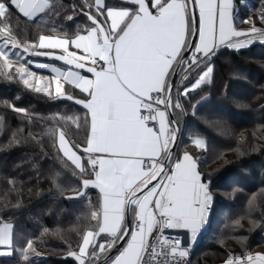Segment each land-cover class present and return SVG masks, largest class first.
<instances>
[{
    "label": "snow or ice",
    "instance_id": "obj_1",
    "mask_svg": "<svg viewBox=\"0 0 264 264\" xmlns=\"http://www.w3.org/2000/svg\"><path fill=\"white\" fill-rule=\"evenodd\" d=\"M126 2L135 5V9L108 7L105 0H94V5L89 7H95L96 14L85 13L91 22L86 34L77 31L71 40L66 33L63 34L65 38L40 35L38 44H25L19 50L21 45L13 38L8 23L10 7L27 21H33L51 9L55 0H0V21L4 22L0 26V60L3 61L0 76L10 81L18 77L28 90L49 99L54 85L57 98L74 100L87 110L85 123L90 117L87 146L82 148L87 167L63 129L50 128L45 133H58L59 151L78 170L74 171L75 176L94 177L83 179L82 189L72 198L83 197L89 188L98 189L100 193L99 210L91 211L97 229L87 231L79 252L69 255L78 264H86L85 257L107 255L123 242L122 250L111 264H186L191 248L207 223L214 198L210 185L202 182L198 171L200 160L187 152L175 162L172 160L171 146L177 132L167 118V111L183 107L179 99L173 104L172 77L183 72L182 79L188 81L190 72L198 71V78L190 86L178 90L179 96L187 98L190 93L211 83L214 69L205 62L218 48L240 50L254 40L264 43V29L257 28L253 22L250 31H237L233 26L234 0ZM190 8L192 14L198 9V28L194 19L189 23ZM67 18L72 20L73 16ZM259 19L264 22V11ZM241 22L248 23L247 20ZM51 31L59 33L60 29L53 27ZM197 34L198 40L189 39L190 35ZM9 45L13 51L6 52ZM69 47L81 50L84 55L69 51ZM37 48L60 49L64 54L52 55L37 51ZM13 55L18 62L23 61L15 76L4 71L11 67ZM28 56H47L71 67L65 71L37 63L35 68L48 69L55 74L53 77L38 76L26 66L32 63L27 60ZM87 63L92 66L87 67ZM75 69H84L93 78H87ZM61 79L89 99L79 100L68 95ZM8 106L13 112L31 115L26 109ZM58 118L79 127V117ZM150 121L158 123V129L155 124L150 126ZM3 123L0 118V131ZM29 137L35 139L31 133ZM19 142L17 133H13L10 143ZM191 143L198 149H207L203 138L193 137ZM153 181L157 183L153 184ZM126 214L133 217L130 226L125 223ZM235 224L239 226L240 221ZM165 229L185 232L187 243L179 236L165 235ZM154 232L158 234L153 237ZM12 233V224H0V246L10 249ZM102 234L106 239L100 243L97 238ZM29 250L35 251L31 239L23 249L25 261ZM11 254L10 250L0 251V256ZM105 264H108L107 259ZM225 264H264V254L245 253L241 257L229 253Z\"/></svg>",
    "mask_w": 264,
    "mask_h": 264
},
{
    "label": "trees",
    "instance_id": "obj_2",
    "mask_svg": "<svg viewBox=\"0 0 264 264\" xmlns=\"http://www.w3.org/2000/svg\"><path fill=\"white\" fill-rule=\"evenodd\" d=\"M122 1L105 0L108 7L126 5ZM248 3L250 4L248 5ZM251 4L255 8V2L252 0H234V24L236 28L243 24L241 21L250 17L246 16V12L250 10ZM89 5H94V0H55L51 9L46 10L33 21H27L17 10L10 7L11 19L8 23L12 28V36L19 43L35 44L40 35L50 34L57 38H65L63 34L66 33L67 38L71 39L75 37L77 31L84 34L86 28L91 27V22L88 21L85 13L96 14L94 7L90 8ZM69 15L73 16L72 20L67 18ZM191 22L190 20V24ZM1 23L4 24V22L0 21V25L3 26ZM17 25L19 26L17 27ZM53 27L60 29V32H52L51 28ZM192 37L190 35L189 39ZM258 50H261L264 56V44L257 43L239 51L224 48L218 50L213 57L205 62V65H211L214 69L211 83H206L200 89L190 93L187 98L181 96L186 106L189 104L190 112L192 111L194 117L202 114L209 106H214L216 102L227 105L228 99L237 95H234V92L233 96L231 95L232 81L228 76L226 66L229 62L234 66H241V60L244 57L255 55ZM224 54L229 57L227 58L228 63L223 59L225 58L223 57ZM4 71L14 76L16 74L15 68L4 69ZM198 74V71L190 72L189 80H183V85L193 83L198 78ZM243 86L246 87V85ZM64 91L75 99L82 98L78 91L67 84H64ZM222 93L226 97L225 99L221 97ZM242 93L246 94L247 98L245 101H241L251 102L252 111L264 106V98L258 99L260 95L257 97L254 93L251 100L247 93ZM173 104H175L174 97ZM194 104L196 105L195 109L193 108ZM8 105L26 109V112L31 115L13 112ZM212 110L211 114H216V107ZM230 113L236 118L234 122L230 120L233 133L235 128L242 132L251 130L249 129L250 126L247 127L248 123L254 119L257 113L253 115L247 113L246 118L248 120L245 122L240 119L244 113L233 110ZM58 116L79 117V127L59 119ZM86 116L85 109L76 104L74 100L57 98L56 96L49 99L43 94L28 90L22 82H19L18 77L10 81L0 76V118L4 121L3 129L0 131V194L8 195L11 202L9 205L0 207V224L8 222L13 225L12 254L0 257V264H77L74 257L69 253H77L83 235L87 231L97 229V222L91 219V211L99 210V194L95 189L89 188L83 197L72 198L77 195V190L82 189L83 179H93L94 177L91 175L75 176L73 173L78 170H75L71 162L59 151L58 133L54 132L52 135H45V133L50 128L63 129L66 137L78 154L82 156L87 167V157L82 152L88 135V123H85ZM178 116L180 117L179 112ZM256 120L258 119L253 120L254 126H258ZM191 126L195 130H191L189 128ZM13 133H17L19 143H10ZM29 133L35 139L30 138ZM196 134L203 135L206 140L207 149H203L201 159H197L201 161L198 170L203 181L210 185V192L214 199L207 227L201 234L200 240L193 247L189 264H221L227 259L229 250L221 244L206 243L211 238H207L209 232L215 234L216 229H213V226L220 223L217 221L220 218V210H222V218V214L227 217V213H229L231 216V212L235 209V206H232L230 202L227 203L221 194L235 190L231 193V197L237 199V196H240L242 199L240 202L246 204L249 200H253L257 190L264 189V177H260L259 173L252 172L254 174H251L255 176L257 183L253 184L242 177V171L235 167L221 168L218 172V178H216V174L211 175L206 169L211 168L214 161L222 153L234 149L236 143L233 142L230 147L216 144L212 135L194 125L193 119L192 121L188 120V125L185 123L179 148L191 145L190 136ZM188 150L196 156L197 148L195 146L193 150L190 148ZM248 151L245 150V153ZM242 166L248 167L246 164H242ZM252 169L250 168V171ZM90 171L91 169H89ZM54 178L56 183H54ZM261 197L264 206V194ZM251 214L252 218H258L259 221L262 220V223L257 232L251 234L247 240V248L264 245V238L262 237L264 208L257 211L251 209ZM239 219L230 221L226 225L231 236L238 235L237 229L239 227L235 221ZM240 225H244L243 221L240 222ZM30 239L35 251L29 250L28 254L39 253L41 255L28 258L25 261L22 252ZM105 239L106 237L100 236L98 242H104ZM91 251L92 249L89 250V252ZM199 251L200 255L203 252L205 254L199 255V257ZM196 256L198 259L194 260ZM102 258V256L97 259L88 257L86 264H98Z\"/></svg>",
    "mask_w": 264,
    "mask_h": 264
},
{
    "label": "rangeland",
    "instance_id": "obj_3",
    "mask_svg": "<svg viewBox=\"0 0 264 264\" xmlns=\"http://www.w3.org/2000/svg\"><path fill=\"white\" fill-rule=\"evenodd\" d=\"M252 1L255 2V8L251 4L250 10L246 12V16H250L248 17V19H246L248 23H243L238 27V30L242 32L250 31L253 22L257 28L264 29V22H261V20L259 19L261 11H264V2H262V0H252ZM250 3H248V5ZM1 24L3 25V23ZM0 43H2V38H0ZM19 44L21 45V49L19 50H22L25 44L32 45L34 43H23V44L19 43ZM5 51L11 52L13 50L9 45L7 48H5ZM223 57H225L223 59L228 63L227 58L229 57L225 54ZM11 59L13 60V63L10 68L17 69L19 68L20 63L23 62V61L18 62L17 58L14 55L11 57ZM0 66H3L2 60H0ZM226 67L228 71V76L232 81L231 95L233 96V92L235 93L234 95L237 94L236 96H233L230 99H228L227 105H221L218 102H216L214 106H209L208 108H206V110H204V112H202V114L194 117L195 115H192V111L190 112L189 104L186 106L182 97L178 95V90H183L184 87L190 86L191 84L189 83V85H183L182 76L184 73L181 72L178 77L180 81L179 83L176 84L173 90V97L175 102L177 99H179L183 107L182 109H176V110L172 108L171 110L172 115L174 120L176 121V124L181 129L182 133H184L185 123L188 125V120L192 121L194 119V125L197 126L200 130L205 131L209 135H212L215 138L216 144L222 145L224 147H230L233 142L236 143V147L234 149H232L230 152L222 153L214 161L213 164L215 166L212 164L213 166L211 168L208 167V169H206L208 173H210L211 175L216 174L215 176L216 178H218L219 177L218 172H220L221 168L223 169L226 167L228 168L235 167L242 171L243 176L242 175L241 176L244 177L245 179H248V182L257 184L255 176L252 175L254 173L252 172L259 173L260 177H264V118H263L264 106L259 107L258 110L252 111L253 106L251 105V102L248 103V102H243L241 100L245 101L247 98V95L243 94L242 92L247 93L251 97V100L253 98L254 93L256 94V96L260 95L259 97L257 96L258 99L262 100L264 98V94H263L264 93V56L261 50H258V52L255 55L253 54L244 57V59L241 60V66H234L231 62H229V64H227ZM10 68H5V69L9 70ZM243 85H246V87H244ZM52 92H53L52 96H55L54 89H52ZM221 97L222 98L224 97L223 93ZM225 98L226 97H224V99ZM212 107L213 108L216 107L217 109V111H215L216 114H211L213 111ZM232 110L236 112L244 113L245 115L243 114L240 117V119L244 122L248 120L246 118L247 113H251V115L257 113L254 116V119H258L256 120L257 121L256 125L258 126H254L253 125L254 119L253 120L251 119L247 126V127L250 126L249 128L251 129L250 131L242 132L239 129L235 128L233 133L232 131L233 127H230V120L234 122L236 118H234L233 115L230 113ZM177 111L179 112L180 116L182 115V117L178 116ZM191 127H189L191 130H195L193 126ZM182 136L183 135H181V139ZM190 137L191 140L193 137H200L205 140V137L200 134L191 135ZM180 143L181 142H179V144ZM179 144L177 145L176 150ZM187 147L192 150L194 149L193 144L188 145ZM245 150L246 151L249 150L248 153H245ZM202 152H203V148L200 149L197 148V153L195 156L196 159L199 158L201 159ZM242 164H246L248 165V167H243ZM250 168H253L252 171H250ZM232 192H235V190H233ZM232 192H228V193L223 192L221 195L223 196V199L227 201V203L230 202L232 206H235V209L231 212L232 213L231 216L229 213H227V217L224 214H222V218H221L222 210H220V218L217 220L218 222L220 221V223L219 225L213 226V229H216L215 234L209 232L207 238L209 237L211 238L210 240L206 241V243L209 244L212 242V243L224 245V247H226L229 250V253L236 256L243 255L244 253H249L252 256H255L257 254H264V245L253 246V247L251 246L249 248H247L246 246L247 240L250 238L251 234L257 232L258 227L262 223V220L259 221L258 218H252L251 209L257 211L264 208L261 197L262 194H264V189L261 188L257 190V192L253 197V200L252 199L249 200L246 204L240 202V200H242L240 196H237V199L231 197ZM10 203L11 202L8 195L0 194V207L9 205ZM225 205L227 206V204ZM262 217L264 218V214L262 215ZM227 218L229 219L227 220ZM237 218H240L239 221L240 222L243 221L244 225L239 224L238 226L239 228L237 229L238 235L231 236L229 230H227L226 225H228L230 221H234ZM200 236L201 235L198 236V239L193 247H195L197 242L200 240ZM242 237H246L247 239L241 241L239 238ZM262 237L264 238V232L262 234ZM0 247L7 248L5 246H0ZM10 251L12 253V250ZM204 254L205 252H203L200 255V251H199L198 256L199 255L202 256ZM22 255H24V252H22ZM27 255L29 256L28 258L30 259L34 258L35 256H38L37 253L36 254L27 253ZM4 256H10V255H4ZM198 256L194 257V260H197ZM226 260L227 259H225L221 264H225Z\"/></svg>",
    "mask_w": 264,
    "mask_h": 264
},
{
    "label": "crops",
    "instance_id": "obj_4",
    "mask_svg": "<svg viewBox=\"0 0 264 264\" xmlns=\"http://www.w3.org/2000/svg\"><path fill=\"white\" fill-rule=\"evenodd\" d=\"M123 3H125L126 5H123V6H119V7H117V8H127V9H130V10H134L135 9V5H132V4H130V3H127L126 2V0H123L122 1ZM94 9H95V7H94ZM190 15H189V23H190V20L192 21L193 19L195 20V23H196V27L198 28V25H199V12H198V9L195 11V13L194 14H192V12H191V8H190ZM43 13H41V14H39L37 17H39L40 15H42ZM36 17V18H37ZM35 18V19H36ZM233 20H234V6H233ZM101 22H103V19L101 18ZM110 23V22H109ZM233 26H234V28L237 30V31H240V30H238V28H236V26H235V24H233ZM84 34H86V33H84ZM43 36H45V37H50V38H57V37H54V36H52V35H50V34H46V35H43ZM75 37H73V38H71V39H74ZM70 39V40H71ZM240 39H244V37H241ZM195 40H198V34L195 36ZM39 41V40H38ZM257 43H259V44H264V43H261L259 40L258 41H256V40H254V42L251 44V45H249L248 47H246V48H243V49H240V50H245V49H247V48H249V47H251L252 45H254V44H257ZM23 44V43H22ZM35 44H38V42L37 43H35ZM224 48H227V47H220V48H218L217 49V51L218 50H220V49H224ZM227 49H230V48H227ZM37 51H41V52H48V53H51L52 55H63L64 53L62 52V50H60V49H36ZM230 50H235V49H230ZM69 51H71V52H74V53H77V55H84V53L81 51V50H77L75 47H69ZM216 51V52H217ZM235 51H239V50H235ZM213 57V56H212ZM27 60H30V61H32V63L30 64V65H27V67H29V69L31 70V71H34L35 73H37V75L38 76H44V77H53L55 74L54 73H52L51 71H49L48 69H38V68H35V64H37V63H41V64H48V65H52V66H55V67H58V68H60V69H62V70H65V71H67L71 66H69V65H65L64 63H63V61H59V60H55V59H51V58H49V57H47V56H28L27 57ZM100 63H103L102 61H100ZM86 66L87 67H91L92 65L90 64V63H87L86 64ZM76 71H79L82 75H84L85 77H87V78H93L92 77V75H91V73H88L86 70H84V69H75ZM61 83H63V84H67L69 87H71V88H73V89H75L76 91H78V93H80V95H81V99L79 98V100H87V99H89V97H87V95L85 94V93H82V92H80V90L79 89H76V88H74L71 84H68V83H65L64 81H63V79H61ZM53 89H54V85H53ZM161 109L163 110V106H161ZM85 111L87 112V110L85 109ZM180 117H182V115L180 116ZM167 118H168V120H169V122H171V120H170V115H169V112L167 111ZM156 123V122H155ZM171 124H172V122H171ZM158 127H159V125H158V123H156V128L158 129ZM172 127H173V124H172ZM89 131H90V117H88V133H89ZM87 140V139H86ZM87 145H86V143H85V146L84 147H86ZM180 147V145L178 146V148H177V154L175 155V157H174V159H173V162H175L177 159H179V158H182V156H183V154L184 153H188V154H190L194 159H196V157H195V155H193L191 152H190V150H188V147H183V148H179ZM75 150V149H74ZM76 151V150H75ZM78 153V152H77ZM62 154V153H61ZM63 155V154H62ZM86 156V155H85ZM66 158V157H65ZM67 159V158H66ZM74 166V165H73ZM199 171V170H198ZM201 177H202V175H201ZM202 182H204L203 181V178H202ZM157 183V182H156ZM204 183H206V182H204ZM97 192H98V194H99V203H100V193H99V190L98 189H95ZM210 211H211V206H210ZM210 211H209V215H208V219H207V223H208V220H209V217H210ZM127 218H128V220L130 221V225L132 224V220H133V217H132V215L131 214H126V220H125V223L127 224ZM3 223H8V222H2L1 224H3ZM207 223H206V225H205V227L207 226ZM205 227L203 228V230L201 231V233L199 234V235H201L203 232H204V229H205ZM170 234L171 235H175V236H179V237H181L183 240H184V242L185 243H187V239H186V237H187V234L185 233V232H183V231H180V230H170ZM12 235H13V233H12ZM102 237L104 236L103 234L101 235ZM104 237H106V236H104ZM127 239V238H126ZM97 240H99V237L97 238ZM105 241V240H104ZM101 243H103V242H101ZM12 245H13V242H12V244H11V247H10V249L9 248H3V247H0V251H9V250H11L12 249ZM122 247H123V242H122V245H121V247L119 248V250H122ZM115 249V248H114ZM113 249V250H114ZM112 250V251H113ZM119 250H118V252H119ZM111 251V252H112ZM111 252H109V253H107V255H105V254H103V253H101V254H99V257H103L102 259H101V261L99 262V263H101L106 257H108V255L111 253ZM118 252H116L109 260H108V264H111V260L112 259H114V257L118 254ZM4 255H2V256H0V257H3ZM73 257V256H72ZM98 257V258H99ZM96 258V257H95ZM75 259V258H74ZM86 259H88V257H85V262H86ZM97 259V258H96ZM75 261L77 262V264H78V261L75 259ZM98 263V264H99ZM103 264H105V263H103Z\"/></svg>",
    "mask_w": 264,
    "mask_h": 264
},
{
    "label": "water",
    "instance_id": "obj_5",
    "mask_svg": "<svg viewBox=\"0 0 264 264\" xmlns=\"http://www.w3.org/2000/svg\"><path fill=\"white\" fill-rule=\"evenodd\" d=\"M192 39H194L195 40V36H193L192 37ZM188 53H185V55H187ZM177 77H178V75L177 76H174V77H172V82H173V84H175L176 83V81H177ZM172 95H173V91H172ZM172 109L170 108V109H168V112H169V115H170V120H171V122H172V124H173V127L176 129V132H177V135H176V140H175V143H174V145H172L171 146V150H172V156H174V154H177V150H176V147H177V145H178V138L180 137V139H181V135H183V133H182V131H181V133H180V131H179V127H178V125L176 124V121L174 120V118H173V115H172V111H171ZM180 145V144H179ZM157 181H153L152 183L153 184H155ZM149 187H151V185H149ZM129 215V214H128ZM127 224L130 226V221L128 220V218H127ZM121 245H122V242H121V244L120 245H118L117 246V248H115L109 255H108V257H106L101 263H99V264H103V263H105V260L107 259V260H109L116 252H118V250H119V248L121 247Z\"/></svg>",
    "mask_w": 264,
    "mask_h": 264
},
{
    "label": "built area",
    "instance_id": "obj_6",
    "mask_svg": "<svg viewBox=\"0 0 264 264\" xmlns=\"http://www.w3.org/2000/svg\"><path fill=\"white\" fill-rule=\"evenodd\" d=\"M101 64H102V63H101ZM178 77H179V75H178ZM178 77H177V81H176V83L174 84V88H175L176 84L179 83V81H180V79H179ZM174 88H173V90H174ZM149 124H150V126H152L153 124H155V127H156V123H155V122L150 121ZM179 131H180V133H181V129H180V128H179ZM178 141L180 142V137L178 138ZM179 142H178V144H179ZM175 155H176V154H175ZM175 155L172 156V160L174 159ZM170 230H171V229H165V235H167V236H169V237H176L175 235H171V234H170ZM157 234H158V233L154 232V233H153V237H154L155 235H157ZM192 251H193V248H191L190 256H189L188 260L186 261V264H189V262H190V259H191V256H192V255H191V254H192ZM244 254H245V253H244ZM244 254H243V255H240V256L243 257ZM248 254H249V253H248ZM233 256H236V255H233Z\"/></svg>",
    "mask_w": 264,
    "mask_h": 264
}]
</instances>
